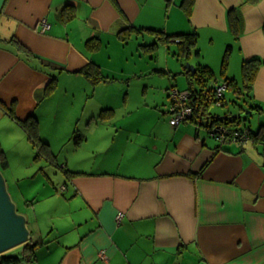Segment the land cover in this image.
I'll return each instance as SVG.
<instances>
[{"label": "crops", "instance_id": "crops-1", "mask_svg": "<svg viewBox=\"0 0 264 264\" xmlns=\"http://www.w3.org/2000/svg\"><path fill=\"white\" fill-rule=\"evenodd\" d=\"M182 2L0 0V129L8 122L7 127L14 124L26 135L21 122L31 116L39 125L44 115L45 124L58 84L47 90L54 76L83 74L91 61L102 70L108 66L104 57L116 56L114 49L131 41L153 42L155 33L148 28L167 33L195 29L198 40L208 42L206 55L232 44L227 76L238 58L260 57L252 98L247 97L260 107H243L264 116V0H193L190 12ZM43 19L49 23L45 31ZM234 78L242 87L243 79L241 84L240 77ZM234 94L229 98L236 108L231 109L225 91V111L232 116L243 110L238 103L243 94ZM54 105L59 112L60 105ZM112 117L92 118L87 134L76 129L72 134H78V155L85 143L92 144L85 155H105L90 165L74 166L78 159L68 156L65 163L57 158L55 163L45 135L50 167L76 173L65 171L66 216L52 231L59 241L46 244L42 257L47 264H264V123L259 136L251 133L240 143L220 141L190 119L172 125L170 116L160 117L155 129L124 130L109 122ZM65 123L64 142L75 126L72 116ZM209 135L215 142L207 140ZM117 142L119 156H114ZM39 249L33 261L40 259Z\"/></svg>", "mask_w": 264, "mask_h": 264}, {"label": "rangeland", "instance_id": "rangeland-1", "mask_svg": "<svg viewBox=\"0 0 264 264\" xmlns=\"http://www.w3.org/2000/svg\"><path fill=\"white\" fill-rule=\"evenodd\" d=\"M208 40L210 41V37ZM142 42L144 41L140 40L134 43L131 41L129 45H126V48L121 46L114 49L116 56H111V58L107 54L104 57L106 60L104 64H108V66L100 70L101 78L96 83L89 80L88 75L84 72L77 76L74 74L59 75L58 84L51 92L48 102L59 104L60 111L57 112L56 105L51 104L48 107L45 124V116L42 115L40 119L42 123L39 122L40 126L36 125L39 137L46 141L48 139L45 138V135L49 137L53 148L51 150L55 155V163L56 158L59 159L57 163H65L67 156L74 157L75 160L78 159V163L74 166L83 165L85 162L90 165L93 162L92 159L105 158V155L101 154L85 155L92 146L91 143L82 145L78 155L76 152L78 147L74 149L77 135L73 136L75 129L76 132L79 131L84 135L87 123L92 118L106 117L110 110L104 109H113V117L109 118V122L116 123L117 128L124 130L140 125L144 128L153 127L155 129L160 117L169 120V116L172 115L168 112L170 103L172 104L170 90L174 88L181 91L187 89L189 84L184 69L188 64L192 65L205 60L213 68L217 81H224L225 74L222 63L226 44L222 52L213 54L207 51L206 55L205 48L208 42L205 39H199L197 46L192 49L191 55L186 57L174 54L179 48L172 39L168 42H159L152 50L140 46L152 43L151 41ZM196 49L200 50L201 55H197ZM244 59L243 57L238 58L237 62L232 63L234 72H228L231 77H240L241 84ZM93 72L96 73L94 70ZM226 94L229 107L235 109L236 104L231 100L233 98H229L235 95L234 92L227 89ZM238 103L246 105L243 98L239 97ZM43 108H45L44 105ZM210 109L214 113H223L228 108L213 104ZM69 116L73 117L75 126L70 132L71 136L64 142L67 138L65 136V119L66 117L68 119ZM104 121L107 122V119ZM261 123H264V116L255 113L248 116L246 120H241L239 125L246 124L252 131H257ZM7 124L3 129H0V158L3 154L9 162L6 169H1L6 178L9 192L19 211L28 216L32 237L35 235V239L49 240V245L56 244L59 238L53 235L52 231L56 225L61 224L60 221L66 216L65 211L67 210L61 191V185L66 179L65 169L57 165L50 167L49 161L45 159L47 154L44 152L43 146L40 147L41 139L36 138L38 140L35 142L26 130L25 135L22 130L18 131L14 127L16 125L9 123L12 127H7ZM38 126L42 127L40 132ZM202 130L206 133L204 127ZM124 133L126 132H122V134ZM91 140L93 141L92 135ZM207 140L215 142V138L211 136L207 137ZM61 146L64 147L63 150H60ZM118 146L117 142L116 151H112L114 156H119L116 154ZM105 162H107L106 159ZM52 182L54 185L51 184ZM38 225L39 227H37ZM23 248L24 244H19L1 254H19ZM47 248L48 245L45 244L39 249L40 259L33 262L26 259L19 264H47L45 256L42 257Z\"/></svg>", "mask_w": 264, "mask_h": 264}, {"label": "trees", "instance_id": "trees-1", "mask_svg": "<svg viewBox=\"0 0 264 264\" xmlns=\"http://www.w3.org/2000/svg\"><path fill=\"white\" fill-rule=\"evenodd\" d=\"M261 0H244V3H258ZM193 2V0H183L182 6L187 9L188 12H190V4ZM70 5H67L64 9L69 8ZM231 11H234L231 10ZM239 14V13H237ZM235 20H239L241 18L240 14L234 16ZM149 30L153 31L155 33V39L152 43L148 44L151 48H155L159 42L162 41H169L171 39H177L175 42L178 44L179 50L174 53L175 55H184L186 57L190 56L192 53V49L197 46L199 33L197 30H190V31H182V32H171L167 33L163 29L158 28H148ZM93 39L88 40V44H92ZM232 44H227L224 57H223V73L225 74L228 57L231 51ZM196 53L199 54L200 51L196 49ZM261 63L260 57H251V58H245L242 62V79L243 84L242 87L238 86L239 83L236 81L234 77L227 76L225 74L224 81L218 82L214 75L213 68L204 62H198L195 64L196 68L195 70L189 69L188 66L185 67L184 73L186 74L187 81H188V87L186 90L190 91V96L188 99V104L193 107V115L191 116L190 120L196 122L197 124H200L201 126H204L207 128L208 133H212L214 131V127L224 125L228 128L227 135L231 136L234 132V130H240L244 131V128L248 129V134L251 135V133H254L256 136H259L260 133L259 130L252 131V129L248 125L241 126L240 121L241 118L235 117L230 115V111H225L224 114L220 113H214L211 111V106L213 104L216 105V101L218 98H216V84L225 82L227 84V88L230 90H233L235 93H242L243 94V100L246 104H249L250 107L257 109L260 107L259 103H254L253 101H249L248 98H252L251 94L249 93L251 86L253 84V81L257 75L259 64ZM96 71V73L93 72ZM82 71L87 74L89 77V80H93L96 83L101 78V75H99L100 71L98 69V65L96 62L91 61L90 63L85 66ZM57 77L54 76L51 81L47 85V90L52 91L57 83ZM248 97V98H247ZM223 105H227V100L225 95L222 98ZM235 101V100H234ZM240 108L244 109L243 105L240 104ZM104 110H110L107 113V116L113 115V109H104ZM105 118V117H103ZM33 119V120H31ZM206 120V121H205ZM23 127L28 132L30 138L37 142L39 138L41 139L40 147L48 145L49 143L45 140H43L41 137H39L38 132L36 130L37 121L34 116L29 117L26 120H23L21 122ZM78 135L77 133L75 136ZM211 135V134H210ZM264 138V135H262ZM41 149V148H40ZM45 151V150H44ZM2 152V151H1ZM9 166V162L5 155H1L0 158V167L1 169H6ZM67 173L76 174L75 172L65 169ZM49 243V240H45L44 238L39 239H32L29 242H26L24 244V251L20 254H0V264H19L24 260L33 261V259L36 257L37 249L39 247H42L43 245Z\"/></svg>", "mask_w": 264, "mask_h": 264}, {"label": "water", "instance_id": "water-1", "mask_svg": "<svg viewBox=\"0 0 264 264\" xmlns=\"http://www.w3.org/2000/svg\"><path fill=\"white\" fill-rule=\"evenodd\" d=\"M189 69L195 70L194 64L187 65ZM255 111L244 108L233 116L247 118L255 114ZM32 240V232L29 228L28 216L20 212L13 200L7 185L6 178L0 167V254L4 251L25 244Z\"/></svg>", "mask_w": 264, "mask_h": 264}, {"label": "built area", "instance_id": "built-area-1", "mask_svg": "<svg viewBox=\"0 0 264 264\" xmlns=\"http://www.w3.org/2000/svg\"><path fill=\"white\" fill-rule=\"evenodd\" d=\"M42 30L45 31L49 27V23L46 19L41 21ZM227 89V84L225 82L216 84V105H223V96ZM190 96L189 90H178L176 88L170 90V97L172 98V104L170 107L171 110V119L170 122L172 125H178L182 122L188 121L193 115V107L188 104V99ZM244 131L234 130L231 136L227 135L228 128L224 125L214 127V131L210 133L212 136L217 138L220 141L234 140L240 143H243L249 136L248 129L242 127ZM118 219L121 220L123 217V212H119Z\"/></svg>", "mask_w": 264, "mask_h": 264}]
</instances>
